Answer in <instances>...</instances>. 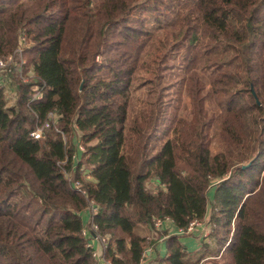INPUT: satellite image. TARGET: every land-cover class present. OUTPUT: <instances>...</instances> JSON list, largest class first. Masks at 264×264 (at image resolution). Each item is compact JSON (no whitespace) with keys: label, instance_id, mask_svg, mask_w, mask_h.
I'll return each mask as SVG.
<instances>
[{"label":"trees","instance_id":"obj_1","mask_svg":"<svg viewBox=\"0 0 264 264\" xmlns=\"http://www.w3.org/2000/svg\"><path fill=\"white\" fill-rule=\"evenodd\" d=\"M144 11L154 29L133 19ZM22 36L34 77L11 106L0 88V264H98L83 236L91 202L113 264L142 263L137 228L155 218L210 222L204 255L264 264V0H0V58ZM140 77L148 97L131 107ZM183 93L190 105L173 106ZM51 112L67 143L31 137ZM168 250L164 264H187L178 237Z\"/></svg>","mask_w":264,"mask_h":264},{"label":"built area","instance_id":"obj_2","mask_svg":"<svg viewBox=\"0 0 264 264\" xmlns=\"http://www.w3.org/2000/svg\"><path fill=\"white\" fill-rule=\"evenodd\" d=\"M28 45V39L26 36H22L19 39L18 45L13 52H11L6 57L0 58V88L4 89L6 93V98L10 104V101L13 99L14 96V87L17 88L18 84L14 87L12 83V78L19 83H28L31 78L34 77V73L32 71H27V59L25 57V49ZM43 98L42 89L34 93L30 103L40 101ZM16 99V98H15ZM11 106V105H10ZM59 115L56 112H51L48 115V119L44 121L42 124H38L36 129L31 133V137L35 140H41L44 138L46 132L50 129H54L57 133L62 134L65 143H67L65 134L60 131L58 127ZM76 128V127H75ZM78 133L77 139V149L78 153L83 154L85 152V146L82 143V139L80 136L79 130L76 128ZM73 158H76L74 155ZM61 165L66 164V161L61 162ZM90 172L86 171L83 175L84 178L90 180ZM67 179L71 182L74 190L80 192L83 195H87L86 190L83 188L81 181L73 180V176L71 173H65ZM155 183L154 189L156 190L158 187L157 183ZM167 186L165 184L161 185V189L165 190ZM91 211V225L90 228H84L83 236L87 240V247L92 252V257L98 264H113L110 260H108L105 256V251L108 247V240L109 237L101 236L99 232V227L94 223V216L98 213V208L94 205V202H91L88 208ZM155 230L163 231L169 230L170 228H175L174 222L170 218H155L153 220ZM203 224L200 220H193L189 226L186 228H176V234L179 235H189L195 233V231L202 227ZM205 235V236H204ZM208 234H203L202 238L205 240L209 236ZM152 240V238L150 239ZM146 254H144V259ZM142 261L141 264H146L145 261Z\"/></svg>","mask_w":264,"mask_h":264},{"label":"rangeland","instance_id":"obj_3","mask_svg":"<svg viewBox=\"0 0 264 264\" xmlns=\"http://www.w3.org/2000/svg\"><path fill=\"white\" fill-rule=\"evenodd\" d=\"M146 1H148V0H143V2H146ZM167 2H169V1H167ZM161 16H163V18L165 20L168 16H170V14L167 11H162ZM132 17L135 20L138 19V18L146 19V21H147L146 22V27L147 28H153L154 29L155 26H156V21H154L153 18L149 15V12L144 11V12H141V14L140 13H135V14H133ZM158 32H160V31H157L155 33L156 34H162L164 32H172V31H163L162 30L160 33H158ZM161 37L163 39H167V35H165V34H162ZM156 56H157V54L153 55V57L151 58V60H154L156 58ZM150 64H151V61L149 62V65ZM146 79H147V77L146 78L145 77H140V78H137L136 81L134 82V91H135V93L132 96V106L131 107H133V105H136L137 102H139L140 104L143 103L141 99H143V98L146 99L148 97L147 88L144 89V87H143L144 86V82L146 81ZM11 80H12V83H10L9 85L13 84L12 86L14 87L15 85L19 84V82L15 81L14 78H12ZM150 88H152V87H150ZM14 89H15L14 96H13V99L10 101V104L9 105H13L15 103V101H16L15 98H17L16 88L14 87ZM171 94L172 95H169V97L166 99V101H168L171 98H173L174 93H171ZM175 105H179L180 107L186 106V105H188V106L190 105L188 99L185 96V93H183L182 103L175 102L173 104V106H175ZM136 106H138V105H136ZM171 112H172L171 109L169 111L168 110L166 111V113H168V115L166 116L165 125H163L161 127L162 132L160 133L159 136H161L160 138H162V139H160V141L157 142V145H156L157 148H159L161 146V144L164 143L167 140L168 136H169V134H168V136L167 135L164 136V132H165V129L167 128L168 124L170 123V120H171V117H172L171 116L172 115ZM131 113H132V110H131ZM220 150H221V145H219L218 141L214 140L213 153L215 154V153L219 152ZM200 222L203 224V226L200 227L201 228V232H200L199 243H200V246L201 247L196 248L195 249V252L198 249H200V248H202L204 246H207L211 250L212 249L213 250L216 249V246L217 245L216 244H213L212 245V243L210 241L209 242H205V243H201V241H203V238H202L203 234H208L207 236H210L211 235L212 228H213V224H211L210 222L209 223L204 222L202 220H200ZM167 235H170V236L167 238ZM167 235H166L165 238L169 239L172 236V231L171 232H168ZM106 236L109 237L108 235H106ZM197 257L198 256H196L195 259H187V263L188 264H200V263H208V264H231V258H230V255L229 254H226L225 256H223V258L221 256H214V257H218V258H214V259H212V260H210L208 262H205V260H203L202 262L201 261H195V260H197Z\"/></svg>","mask_w":264,"mask_h":264},{"label":"crops","instance_id":"obj_4","mask_svg":"<svg viewBox=\"0 0 264 264\" xmlns=\"http://www.w3.org/2000/svg\"><path fill=\"white\" fill-rule=\"evenodd\" d=\"M79 155L82 154L78 153V156ZM75 156H77V153L75 154ZM154 186H155L154 181H151L148 184V187L150 189H154ZM83 220H84L85 228H90L92 220H91V211L89 209L85 211V213H83ZM171 231H172V236L178 237V239L186 249V256H185L186 263H187V259H195L196 256L198 257L197 260L195 261H201V262L203 260H205V262H208L215 258L214 257L215 255H213V253H208L207 255H204L205 250H207L205 246L198 249L195 252L196 248L201 247L199 243L201 228H198L196 232L193 234L182 236L176 234L177 231L176 227L173 229L170 228L169 230L159 231V230H155V228L151 229L148 226L140 225L137 228V233L140 236L145 237L148 243V248L147 251L145 252L146 257L144 259L146 264H164V260H166V258L169 256L167 238L170 236L167 235V238H165L166 235H164V233L166 234ZM151 238L152 240H150ZM201 243H205V242L201 241Z\"/></svg>","mask_w":264,"mask_h":264},{"label":"water","instance_id":"obj_5","mask_svg":"<svg viewBox=\"0 0 264 264\" xmlns=\"http://www.w3.org/2000/svg\"><path fill=\"white\" fill-rule=\"evenodd\" d=\"M256 96V95H255ZM250 165V164H249ZM249 165L245 166V167H248Z\"/></svg>","mask_w":264,"mask_h":264}]
</instances>
